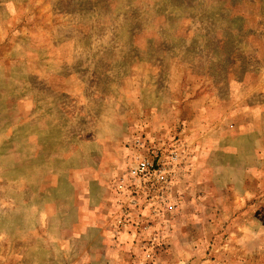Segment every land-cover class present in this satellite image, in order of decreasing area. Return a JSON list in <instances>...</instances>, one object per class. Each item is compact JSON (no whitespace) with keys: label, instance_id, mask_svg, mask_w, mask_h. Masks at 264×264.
Listing matches in <instances>:
<instances>
[{"label":"rangeland","instance_id":"obj_1","mask_svg":"<svg viewBox=\"0 0 264 264\" xmlns=\"http://www.w3.org/2000/svg\"><path fill=\"white\" fill-rule=\"evenodd\" d=\"M0 264H264V0H0Z\"/></svg>","mask_w":264,"mask_h":264},{"label":"built area","instance_id":"obj_2","mask_svg":"<svg viewBox=\"0 0 264 264\" xmlns=\"http://www.w3.org/2000/svg\"><path fill=\"white\" fill-rule=\"evenodd\" d=\"M165 170L156 164L155 160L148 158H138L136 164L129 170L130 179L144 185L146 182L155 183L157 181H165ZM163 183V182H162Z\"/></svg>","mask_w":264,"mask_h":264}]
</instances>
